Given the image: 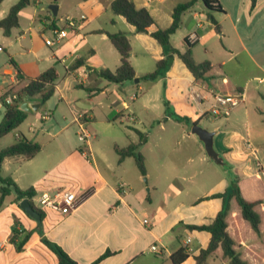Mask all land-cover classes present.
<instances>
[{
  "label": "crops",
  "instance_id": "0c3cea01",
  "mask_svg": "<svg viewBox=\"0 0 264 264\" xmlns=\"http://www.w3.org/2000/svg\"><path fill=\"white\" fill-rule=\"evenodd\" d=\"M18 1L0 2V20ZM112 1L36 0L21 10L19 27L10 36L0 29V60H5L0 63V98L10 93V88L21 89L55 68L54 94L62 103L55 107L58 115L54 117L51 111L40 113L43 105L37 97L24 100L41 107L27 112L26 120L13 130L12 143L0 145V151L20 138L38 143L41 150L30 160L5 158L2 177H11L22 190L33 188L36 206L44 196L63 191L76 195L77 203L68 213L44 211L41 232L78 264H174L171 257L181 248L188 253L181 264H196L211 235L193 227L213 223L225 204L222 194L235 182L246 200L263 201L255 207L261 220L260 235L242 218L235 198L226 219L228 234L246 264H264V0L254 7L251 0H233L231 8L218 0L224 13L212 14L221 27L220 34L198 2L183 14L171 45L183 53L185 40L195 34L193 59L197 64L209 61L212 71L205 80H196L174 55L165 75L154 82L140 78L155 71L157 62L165 58L163 47L115 15ZM132 1L154 18L151 33L170 27L174 8L190 0ZM52 4L58 6L57 16L48 9ZM70 19L75 26H68ZM224 21H230L232 32L227 33ZM55 28L63 30L64 37L59 44L47 46L45 40L53 39ZM119 32L128 35L130 64L139 82L119 85L99 76L100 71L115 72L120 65V55L107 37ZM218 36L224 40L220 50L214 46ZM200 45L204 59L196 55ZM77 61L81 65L72 69ZM74 85L84 96L67 94ZM236 92H241L244 100L229 116L211 115L214 95ZM104 94L105 100L97 102ZM195 94L203 99L196 102ZM171 113L188 118L191 124L176 121ZM117 122L125 125V130L117 128ZM192 123L215 133L214 148L223 165L208 157L203 142L192 133ZM82 129L92 136L87 146L78 139ZM140 139L145 176L132 157L120 161L116 151ZM20 202L12 193L0 210V264H58L57 256L34 231L37 223L21 210ZM15 219L18 228L34 231L20 252L10 242ZM153 245L159 253L150 250ZM107 252L111 255L98 261ZM206 264L229 262L219 247Z\"/></svg>",
  "mask_w": 264,
  "mask_h": 264
},
{
  "label": "trees",
  "instance_id": "16d2710c",
  "mask_svg": "<svg viewBox=\"0 0 264 264\" xmlns=\"http://www.w3.org/2000/svg\"><path fill=\"white\" fill-rule=\"evenodd\" d=\"M2 0H0L1 2ZM258 0H251L252 7L256 5ZM198 2H202L204 8L207 11V20L215 27L217 34L221 33V27L213 17L214 12L224 13L222 6L218 0H190L188 2L178 4L172 14L173 22L170 27L166 29L157 28L155 31L149 33L151 27L156 23L150 12L146 8H136L132 0H113L111 2V9L115 15L123 17L127 23L135 28V31L139 34H149L159 45H161L166 54L165 58L159 60L156 64V69L152 73L146 74L141 77V81H156L165 75L167 69L171 66L172 57L174 55L184 63L186 68L190 71L192 76L196 80H205L213 66L209 61H204L197 64L192 56V48L196 43H189L186 39L187 49L181 53L171 45V36L174 35L181 26L182 16L185 12L192 9ZM36 0H19L14 4L6 17L0 20V29L4 35L10 36L13 29L19 27V14L22 9L28 7L31 4H35ZM108 39L114 48L120 55V65L115 72L110 70H102L99 72V76L104 80L122 85L128 81H132L136 78L135 71L130 64L131 45L127 33L119 32L115 34H107ZM81 65L80 61H77L72 69H76ZM58 79V74L55 68H50L46 72L42 73L38 78L30 80L29 83L19 89L12 90L18 95V100L13 104H4V116L0 122V138L6 136L14 129L18 128L27 118L28 113L20 109V104L25 99H31L37 97L39 102L44 105L55 93V82ZM11 91V92H12ZM241 92L234 94H216L221 96H238ZM4 98L1 97L0 100ZM168 106V102H165ZM170 116L176 121L184 122L187 125L191 124V121L179 116L175 113H171ZM196 123H192L194 125ZM143 144V140L140 139L138 143H131L126 148H116V151L122 161L126 157H132L138 167L140 173L145 176L146 168L144 157L140 153L139 148ZM41 150V146L38 143L28 141L26 138H20L16 143L8 146L0 151V158L3 161L7 157L22 156L24 159H33ZM12 193L16 195V201L20 202L23 199H28L33 208L39 212L42 220L45 218V212L35 205L33 198L35 196V190L29 188L22 190L12 180L11 177L3 178L0 175V210L4 205L5 199ZM225 200L222 211L216 216L212 224L207 226H195L194 229L200 231H206L211 235L208 247L201 251L200 255L196 258V264H206L208 257L214 253L219 247L222 249L223 256L229 262V264H246L242 259L240 252L235 248V242L230 237L227 231V216L230 210V201L235 198L238 206L241 209L242 218L246 220L252 230L260 235V216L255 211L256 205L263 203V201L250 202L246 200L239 189L237 183H233L231 190L225 194H222ZM19 222L15 219L12 227V234L10 242L14 244L16 251L23 250L24 245L29 240L34 231L39 232L41 235L42 243L50 249L58 259V264H78L73 260L59 245L48 240L42 235L41 230L28 231L23 228H18ZM111 253L107 252L98 261L110 256ZM188 257V253L184 248H181L175 252L171 259L174 264H181ZM97 261V262H98Z\"/></svg>",
  "mask_w": 264,
  "mask_h": 264
},
{
  "label": "built area",
  "instance_id": "2783aa9c",
  "mask_svg": "<svg viewBox=\"0 0 264 264\" xmlns=\"http://www.w3.org/2000/svg\"><path fill=\"white\" fill-rule=\"evenodd\" d=\"M68 26H75V23L72 19L68 20ZM52 34L53 39L45 40V44L47 46H54L56 44H59L64 37V31L59 28L53 29ZM196 40L197 36L194 34L189 37L188 41L189 43L193 44L196 42ZM213 97L215 102L210 109V113L216 118L229 116L232 110L244 100L243 94H240L238 96L214 95ZM198 99H203V97L199 94L193 95V100L197 102L199 101ZM16 100H18V95L15 91H12L4 96L2 100H0V106L4 107V104H13ZM91 137V134L85 129H82L78 134L79 141L82 143V145L85 146L88 145ZM76 203L77 197L74 193L63 191L55 194V196L53 197L44 196L39 200L37 207H39L43 211L52 209L61 214H66L75 207ZM144 223L148 224V221L145 220ZM150 250L153 253H159V248L156 245L151 246Z\"/></svg>",
  "mask_w": 264,
  "mask_h": 264
},
{
  "label": "rangeland",
  "instance_id": "374dc122",
  "mask_svg": "<svg viewBox=\"0 0 264 264\" xmlns=\"http://www.w3.org/2000/svg\"><path fill=\"white\" fill-rule=\"evenodd\" d=\"M226 3H228V7L229 8H231V7H233L234 6V4H233V0H224ZM242 1V3H245L247 0H241ZM202 3V2H201ZM203 4V3H202ZM218 18H222L223 16H221V15H218V14H215ZM204 18V17H203ZM38 20V19H37ZM36 24H39V21H36ZM223 25L226 27V31H227V33H229V32H232V25H231V23H230V21H224L223 22ZM254 27H257V26H254ZM261 31V33L263 34V32H262V29L260 30ZM264 31V30H263ZM181 32L182 31H179L178 33H177V37H175V42L174 43H177V39L176 38H178V36H180V34H181ZM264 35V34H263ZM214 43H215V47H217V49H221V47H222V45H223V43H224V40L220 37V36H218V37H216V39H214ZM197 46V45H196ZM195 46V47H196ZM196 55H197V57H198V59H204V58H206V54L204 53V49H203V46L202 45H200V46H198L197 47V49H196ZM4 59H2L1 58V60H0V63L1 62H3L4 63ZM9 66V64H8V62L5 64V67H8ZM7 80V79H6ZM107 84V83H106ZM142 86H145V83L143 84L142 83ZM18 87H14V88H10V91H12V90H19V88L17 89ZM73 91H69V92H67V94L69 95V94H71V95H73L74 97H77V96H79L80 94L82 95V96H84L83 94H85V92L84 93H80V87H77L76 85H74V87H73V89H72ZM9 91V92H10ZM105 94L104 95H100L98 98H97V102H99V101H101V100H105ZM72 99H74V98H72ZM58 105H60V106H62V103H61V101L60 100H58V95L57 94H53V96L43 105V107H42V109L40 110V113H42L43 111H51L50 113H52L51 115L52 116H54V117H57V113H56V111H55V107L56 106H58ZM61 110V109H60ZM59 110V111H60ZM97 111H99V110H97ZM4 112H5V110L4 109H1L0 108V122H1V120H2V115L4 114ZM66 113V115L68 114L67 112H65ZM154 115H156V113L154 114ZM4 116V115H3ZM111 121H115V117L113 118V119H111ZM116 125L117 126H119V127H117V128H120L121 130H125V128H126V126L125 125H121L119 122H117L116 123ZM120 129H118V130H120ZM90 130H91V128H90ZM91 131H93V130H91ZM15 131H13V133H11L10 135H8V136H4V137H2V138H0V145H2V144H4V145H9V144H11L12 143V141H13V138H14V133ZM92 133H94V131L92 132ZM115 133L116 134H120V131H115ZM146 134V133H145ZM0 175L2 176L3 175V173H0Z\"/></svg>",
  "mask_w": 264,
  "mask_h": 264
},
{
  "label": "water",
  "instance_id": "95a60500",
  "mask_svg": "<svg viewBox=\"0 0 264 264\" xmlns=\"http://www.w3.org/2000/svg\"><path fill=\"white\" fill-rule=\"evenodd\" d=\"M49 11L54 15L57 16L58 14V6L55 4H52L48 7ZM135 82H139L138 78L134 79ZM41 107V104H30L27 101H24L20 104V109L28 112L33 113L37 112ZM192 133L197 135L200 141L203 142L205 152L208 155L210 159H212L217 164H224V161L222 157H220L219 153L214 148V132H210L206 130L205 128L199 126L198 124H194L192 126ZM2 160L0 158V170H1ZM146 181V179H145ZM21 210L25 212L26 215H28L31 219H33L37 223L38 230H42V217L39 214L38 211H36L33 206L31 205L30 201L28 199H23L19 204Z\"/></svg>",
  "mask_w": 264,
  "mask_h": 264
}]
</instances>
